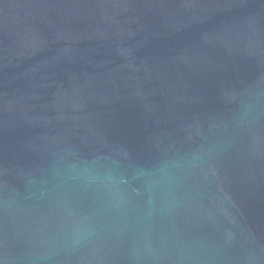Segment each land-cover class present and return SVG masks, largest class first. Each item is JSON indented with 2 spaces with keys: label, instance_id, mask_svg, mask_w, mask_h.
Masks as SVG:
<instances>
[{
  "label": "water",
  "instance_id": "water-1",
  "mask_svg": "<svg viewBox=\"0 0 264 264\" xmlns=\"http://www.w3.org/2000/svg\"><path fill=\"white\" fill-rule=\"evenodd\" d=\"M0 264H264V0H0Z\"/></svg>",
  "mask_w": 264,
  "mask_h": 264
}]
</instances>
